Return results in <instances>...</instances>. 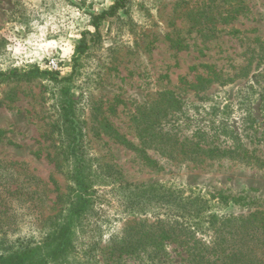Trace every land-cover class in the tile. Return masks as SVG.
<instances>
[{
    "label": "rangeland",
    "instance_id": "374dc122",
    "mask_svg": "<svg viewBox=\"0 0 264 264\" xmlns=\"http://www.w3.org/2000/svg\"><path fill=\"white\" fill-rule=\"evenodd\" d=\"M114 1L0 0V72H17L0 80V160L25 164L39 181L40 197L34 202L38 212L18 211L7 238L40 239L58 211L57 196L66 192L65 177L50 161L49 132L67 86L91 155L126 182L203 198L205 223L195 236L211 247L217 236L210 218L219 224L264 213V0H242V13L225 25L211 21L218 16V0H123L95 32L91 17ZM80 42L87 46L81 54ZM52 58L60 65L57 79L29 74L47 70L44 64ZM70 75V81L63 79ZM162 96L177 105L155 104ZM155 107L168 110L160 120L163 131L228 154L191 162L147 149L157 163L149 167L135 152L96 133V117L102 115L137 145L135 115ZM10 173L0 170L2 177ZM97 196V217L79 237L80 260L87 251L95 264H151L144 255L105 262L109 240L134 222L180 220L178 209L152 202L132 213L110 187H100ZM164 255L157 264H187L179 244H166Z\"/></svg>",
    "mask_w": 264,
    "mask_h": 264
},
{
    "label": "trees",
    "instance_id": "16d2710c",
    "mask_svg": "<svg viewBox=\"0 0 264 264\" xmlns=\"http://www.w3.org/2000/svg\"><path fill=\"white\" fill-rule=\"evenodd\" d=\"M122 6L123 0H115L107 10L92 16L91 23L95 32L100 19L113 15ZM217 8L218 16L211 18V21L225 25L242 13L244 4L242 0H218ZM205 29L208 33L216 31V28ZM86 47V44L80 42L76 52L81 54ZM16 74L13 70L0 72V80L15 77ZM29 74H42L49 79H57L60 73L34 68ZM71 76L63 79L70 81ZM61 94L63 102L57 107L56 122L49 132L50 139L54 141V156L50 161L55 170L65 177L66 192L57 196L58 211L46 223L40 239L18 237L10 240L7 238L9 230L6 229L15 222L18 211L25 208L38 212L34 202L40 198L39 181L26 173L25 164L0 160V170H11L5 177L0 174V264H95L97 260L90 252L81 251L85 255L84 259L78 257L81 245L79 237L82 238L92 227L97 217L95 205L98 203L97 192L100 187H110L114 192L117 191L121 195L124 209H129V212L133 213L152 202L162 203L178 209L176 213L180 219L173 222L157 220L152 223L142 220L126 225L121 236L109 240L105 262H114L123 256L141 258L144 255L151 264L162 263L166 244L174 243L185 248L187 264H213L214 260H220L221 264H264L262 211L229 217L219 224L215 217L210 218L208 226L217 237L211 247L206 245L195 236L205 223L201 216L206 203L204 199L184 197L181 192L162 190L153 184L126 182L118 170L109 164L99 163L89 151L84 128L76 117L75 102L68 97L67 86L61 89ZM169 101L166 96H162L155 104H168ZM171 101L175 107L177 101ZM157 108L150 114L142 112L135 115L137 145L120 134L102 115L96 117L99 123L96 133L101 132L115 143L135 152L149 167H156L157 163L148 156L147 149H153L170 159L191 162L199 161L202 157L228 154V151L204 149L196 143L180 140L174 134L163 131L160 120L167 116L168 110ZM219 199L227 201V197ZM203 250L210 251L214 257L212 262Z\"/></svg>",
    "mask_w": 264,
    "mask_h": 264
},
{
    "label": "built area",
    "instance_id": "2783aa9c",
    "mask_svg": "<svg viewBox=\"0 0 264 264\" xmlns=\"http://www.w3.org/2000/svg\"><path fill=\"white\" fill-rule=\"evenodd\" d=\"M45 69L56 72L60 70L59 62L56 59H48L44 64Z\"/></svg>",
    "mask_w": 264,
    "mask_h": 264
}]
</instances>
